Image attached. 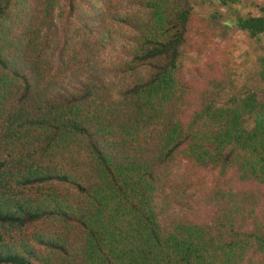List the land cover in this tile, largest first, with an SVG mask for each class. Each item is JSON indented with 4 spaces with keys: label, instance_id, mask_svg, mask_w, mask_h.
Masks as SVG:
<instances>
[{
    "label": "trees",
    "instance_id": "16d2710c",
    "mask_svg": "<svg viewBox=\"0 0 264 264\" xmlns=\"http://www.w3.org/2000/svg\"><path fill=\"white\" fill-rule=\"evenodd\" d=\"M57 1L0 0V264H264V6L220 19L260 52L262 86L237 91L183 79L179 1L107 15L118 44L72 23L86 0H60L56 30Z\"/></svg>",
    "mask_w": 264,
    "mask_h": 264
},
{
    "label": "rangeland",
    "instance_id": "374dc122",
    "mask_svg": "<svg viewBox=\"0 0 264 264\" xmlns=\"http://www.w3.org/2000/svg\"><path fill=\"white\" fill-rule=\"evenodd\" d=\"M136 1L138 0H86L85 4L79 6L78 14L72 23L85 20L87 19L85 15L90 14L92 23L97 24L99 21L111 27L114 43L118 44L120 39L116 38L114 31L120 32L122 28L106 17L118 13L133 15L137 20L140 19L143 14L141 8L135 5ZM177 1L191 10L186 43L178 63V71L183 79L204 83V78L225 75L232 83L233 89L237 91L244 88L259 90L262 81L259 79L260 52L256 43L241 31L223 26L220 19L233 18L236 14H257L259 7L264 6V0H240L229 7H220L210 0ZM60 8L61 2L58 0L53 9L56 30H60L63 24L59 15ZM123 31L127 33L124 28ZM97 58L103 65H113L122 61L124 56L117 49L107 48L102 50ZM123 78L121 75L112 74L108 76L105 87H117L126 80V77ZM250 122L246 120L245 125L248 127ZM196 174L211 178V173H207V170H198ZM185 178L179 163H172L163 171V179L177 181L174 185L176 189L177 186H183V182L180 181ZM169 215L170 213L165 214L166 217Z\"/></svg>",
    "mask_w": 264,
    "mask_h": 264
}]
</instances>
